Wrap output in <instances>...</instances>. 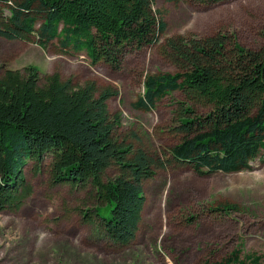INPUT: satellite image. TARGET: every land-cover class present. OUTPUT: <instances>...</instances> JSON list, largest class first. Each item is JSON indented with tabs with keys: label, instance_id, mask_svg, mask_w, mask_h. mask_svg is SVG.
Returning a JSON list of instances; mask_svg holds the SVG:
<instances>
[{
	"label": "trees",
	"instance_id": "16d2710c",
	"mask_svg": "<svg viewBox=\"0 0 264 264\" xmlns=\"http://www.w3.org/2000/svg\"><path fill=\"white\" fill-rule=\"evenodd\" d=\"M167 28L156 0H0V36L23 41L35 36L45 51L57 40L63 50L85 53L90 64L105 62L114 69L122 67L128 53L160 43ZM228 40V35H221L170 42L190 65L188 70L147 75L143 93L132 104L150 111L180 90L212 106L203 118L187 106L176 126L182 139L169 149L175 162L202 175L249 170L252 161H264V52L233 41L227 48ZM116 95L112 87L99 90L95 82L74 84L58 72L46 75L41 83L36 65L3 72L0 212L23 206L33 191L26 165L50 156L54 184H91L97 200L108 205V216L99 205L95 210L107 237L120 245L136 238L146 201L144 182L172 159L116 142L120 117L112 116L108 105ZM114 163L121 173L105 181L104 172ZM219 210L226 213L239 207L228 203ZM263 257L241 244L220 260L202 264H261Z\"/></svg>",
	"mask_w": 264,
	"mask_h": 264
},
{
	"label": "rangeland",
	"instance_id": "374dc122",
	"mask_svg": "<svg viewBox=\"0 0 264 264\" xmlns=\"http://www.w3.org/2000/svg\"><path fill=\"white\" fill-rule=\"evenodd\" d=\"M156 8L167 22L165 35L156 45L128 53L120 69L105 62L92 65L85 53L63 50L57 40L45 51L35 36L26 41L0 36V76L8 68L36 65L41 83L46 75L58 72L74 84L95 82L99 90L112 87L118 95L108 101L109 110L120 117L116 142L172 159L169 149L182 139L176 126L185 108L192 107L194 115L203 118L212 106L178 90L153 110L136 109L132 104L144 91L145 77L188 70L187 61L170 47L174 40L228 35L227 48L233 41L264 52V0H156ZM120 173L114 163L103 178ZM25 175L32 194L20 209L0 212V264H202L220 260L241 244L245 251L264 256V161L260 158L252 161L249 170L209 175L170 160L144 182L142 221L128 245L115 243L100 227L96 207L106 216L109 207L97 200L91 184L53 183L50 156L42 162L30 161ZM228 203L239 210L221 212L219 207Z\"/></svg>",
	"mask_w": 264,
	"mask_h": 264
}]
</instances>
